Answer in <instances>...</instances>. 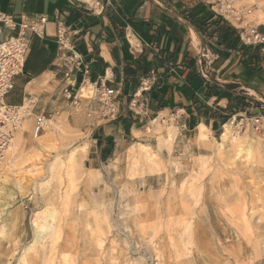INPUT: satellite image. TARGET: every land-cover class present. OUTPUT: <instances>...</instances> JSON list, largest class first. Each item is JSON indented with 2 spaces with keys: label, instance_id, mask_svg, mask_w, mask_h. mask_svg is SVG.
Wrapping results in <instances>:
<instances>
[{
  "label": "rangeland",
  "instance_id": "rangeland-1",
  "mask_svg": "<svg viewBox=\"0 0 264 264\" xmlns=\"http://www.w3.org/2000/svg\"><path fill=\"white\" fill-rule=\"evenodd\" d=\"M239 4L244 13L257 10ZM85 100L101 113L99 100ZM83 108L73 106L71 127L49 125L37 139L31 131L33 141L26 132L14 165L0 168V264H264V126L232 122L250 155L218 153L211 140L176 184L156 139L143 142L154 161L135 146L90 169ZM173 140V133L159 139V148ZM150 174H163L161 186L145 185ZM210 231L219 245L208 243Z\"/></svg>",
  "mask_w": 264,
  "mask_h": 264
},
{
  "label": "crops",
  "instance_id": "crops-1",
  "mask_svg": "<svg viewBox=\"0 0 264 264\" xmlns=\"http://www.w3.org/2000/svg\"><path fill=\"white\" fill-rule=\"evenodd\" d=\"M100 1L101 14L73 0H0L2 11L17 22L33 24L40 16L48 20L42 38L31 36L24 71L14 78L5 103L20 107L32 100V125L45 113L71 127L75 103L66 98L68 91L89 114V128L81 132L90 142V169L96 171L131 147L156 139L158 153L172 165L179 184L193 158L207 151L199 144L202 126L211 143L220 139L226 124L264 116V42L245 41L251 27L264 36V22L257 17L220 16L204 0ZM213 14L223 22L200 32L198 18ZM60 25L67 29V47L82 58L80 68L64 66L71 52L57 42ZM146 79L150 88L143 91ZM101 81L117 92L118 111L108 119L101 117L95 102L78 101L83 87L95 93ZM220 91L226 93L219 96ZM154 121H160V130ZM169 127L173 143L159 148ZM160 176L148 175L145 185L161 186L156 180ZM208 234V243L219 245L213 231Z\"/></svg>",
  "mask_w": 264,
  "mask_h": 264
},
{
  "label": "built area",
  "instance_id": "built-area-1",
  "mask_svg": "<svg viewBox=\"0 0 264 264\" xmlns=\"http://www.w3.org/2000/svg\"><path fill=\"white\" fill-rule=\"evenodd\" d=\"M75 3L86 6L93 12L102 13L104 5L100 0H73ZM212 6V9L220 16H228L239 19L251 14V10L245 13L236 7V0H204ZM48 20L46 16H40L33 24L28 20L17 22L12 16L7 15L0 8V167L3 164L6 153L11 147L15 134L18 130L20 121L23 119L20 109L23 106H10L5 103L6 96L13 91V80L16 76L23 73L27 58L31 49V36L35 35L42 38L44 36L45 27ZM4 30L9 31L6 40H1ZM57 42L61 49H69L71 55L65 60L64 66L80 68L82 66V58L79 53L67 47V29L60 25L56 34ZM245 41L247 44H258L264 42V36L257 32V29L251 27ZM95 96L101 104V117L108 119L113 117L118 107L116 104L117 92L114 89L106 87L101 81L99 85H95ZM150 88V80L146 79L141 82V89L148 90ZM67 99L77 105L76 98L66 91ZM51 114H40L36 116L33 125L34 138H40L47 130ZM237 127L245 128L246 121H251L253 126L258 130L264 126V116H256L251 119L240 117Z\"/></svg>",
  "mask_w": 264,
  "mask_h": 264
},
{
  "label": "bare ground",
  "instance_id": "bare-ground-1",
  "mask_svg": "<svg viewBox=\"0 0 264 264\" xmlns=\"http://www.w3.org/2000/svg\"><path fill=\"white\" fill-rule=\"evenodd\" d=\"M237 2H238V4L242 3V4H254V5H256L257 10L254 11V13L251 15H253L254 17H257L258 18L257 21L259 23L264 22V3H262L258 0H237ZM92 89L93 88H91V87H83L80 91L79 99H90V98L94 97L95 93H94V91H92ZM34 104L35 103L32 100L27 101L26 104L20 109L23 119L20 121V124L18 126V132L16 133L15 139L13 140L11 147L7 151L6 158H5L3 164L1 165L0 168L6 167V169L7 168L10 169V167H12L14 165V163L16 162V159L18 158L19 150H20L21 146L25 145L26 139H25L24 135L26 132H28L30 134L31 140L32 141L34 140V138L31 137V131L33 134V130H32L33 117H32L31 110H32V107L34 106ZM58 122H59V120H58ZM154 124L157 126L156 128L158 130H160L162 128L160 121H154ZM49 125H50V130L54 131V132L60 128L59 123H57V121H55L54 119L50 120ZM169 131H171V129ZM233 132H235L233 129V123L231 122L229 124H226L225 128H224V132L220 137V141L216 142L218 147H219L218 149L220 151L218 153H223V151L227 147H229V148L231 147V148H234L237 150L236 151L237 156H241L243 154L250 155L251 147L248 144L245 145L243 140L240 139V138L245 139L244 136H241V137L239 135L236 136V135H234ZM172 133L173 132H169V133L164 134V136H161L160 140L162 141L163 139L169 138L170 135H172ZM208 134H209L208 129L206 127L202 126L201 127V133L199 136V144L202 147H208V145L210 143V139H209ZM32 144H33V142H32ZM139 146L141 149L140 154H139V155H141V158L144 159L145 161H148V162L154 161V159H153L154 153L152 152L151 147H149L147 145H143V144H141ZM137 156H138V154H137ZM198 158L202 159V158H205V156H201ZM239 158H241V157H239ZM197 164H198L197 167H199V168L202 167L200 162H198ZM200 169H198V170L202 171Z\"/></svg>",
  "mask_w": 264,
  "mask_h": 264
},
{
  "label": "trees",
  "instance_id": "trees-1",
  "mask_svg": "<svg viewBox=\"0 0 264 264\" xmlns=\"http://www.w3.org/2000/svg\"><path fill=\"white\" fill-rule=\"evenodd\" d=\"M222 22H223V19L221 17H215L214 14L209 18L207 15H205V17L202 16V17L198 18V22H197L198 25H196V27L201 32L202 30H204V31L208 30L210 28L211 24H213V23H217V25H219ZM231 30H232V28H231ZM236 42L239 43L238 38H237ZM225 88L232 90L233 88H236V87H234L233 85H226ZM223 93H226V92L220 91L219 96H221Z\"/></svg>",
  "mask_w": 264,
  "mask_h": 264
}]
</instances>
